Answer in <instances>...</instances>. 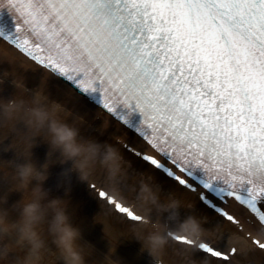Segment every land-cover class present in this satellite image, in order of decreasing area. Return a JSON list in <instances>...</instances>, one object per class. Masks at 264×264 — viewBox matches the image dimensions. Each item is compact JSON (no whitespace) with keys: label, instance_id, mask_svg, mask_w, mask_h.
<instances>
[{"label":"snow or ice","instance_id":"1","mask_svg":"<svg viewBox=\"0 0 264 264\" xmlns=\"http://www.w3.org/2000/svg\"><path fill=\"white\" fill-rule=\"evenodd\" d=\"M0 40L63 79L85 101L80 111L97 101L123 125L131 121L121 109L142 113L143 147L124 144L134 169L166 170L201 199L216 186L223 201L212 204L222 238L192 245L206 253L201 264L245 259L229 239L245 232L241 216L264 227V0H0ZM193 167L207 173L202 193L190 182ZM233 201L240 215L224 206ZM247 238L256 246L252 264H264V240L252 231Z\"/></svg>","mask_w":264,"mask_h":264},{"label":"clouds","instance_id":"2","mask_svg":"<svg viewBox=\"0 0 264 264\" xmlns=\"http://www.w3.org/2000/svg\"><path fill=\"white\" fill-rule=\"evenodd\" d=\"M20 59L11 51L0 55V64L12 65L0 77V84L11 78L15 86V92L8 95L0 87V264H123L116 258L122 238L138 240L141 253L147 252L153 264H201L193 258L196 248L192 245L215 243L224 229L219 225L206 228L210 220L197 214L194 201L189 203L174 192L165 194L154 175L134 169L118 143L101 141L111 129L110 118L80 111L82 98L71 89L53 85L52 73H46L36 87H28L26 73L31 66L19 63ZM97 120L102 123L96 125ZM93 124L99 136L88 133ZM111 139L119 137L112 133ZM44 144L48 151L41 164L34 150ZM7 152L15 153L11 160L3 159ZM69 162L71 166L64 168L59 182L65 187V196L52 198V190L45 188L51 168ZM98 172L108 191L143 218L116 235L119 230L114 225L96 218L113 214L101 204L95 220L104 224L110 242L109 251L102 256L85 239L84 229L74 223L70 211L73 173L89 182ZM13 193L23 195L9 206ZM128 194L134 199H127ZM181 209L192 212L184 216ZM243 226V234H231L229 247H237L252 264L249 258L255 255L256 246L247 232L252 231L253 239L264 240V227L253 231L246 221ZM180 238L187 243L178 244ZM169 249L174 253L171 261L167 259Z\"/></svg>","mask_w":264,"mask_h":264},{"label":"bare ground","instance_id":"3","mask_svg":"<svg viewBox=\"0 0 264 264\" xmlns=\"http://www.w3.org/2000/svg\"><path fill=\"white\" fill-rule=\"evenodd\" d=\"M5 51H11L18 54V56L21 58L19 63L31 66L26 73L27 85L30 88L36 87L40 83L42 77L46 73H50L46 68L36 65L26 56H24L20 52H17L16 49H13L5 41L0 40V55H3ZM11 70H12L11 64L7 62L0 64V77H3L5 71H11ZM53 77H54L52 81L53 85L58 84L61 86V88H65L63 80H61L56 76ZM0 87L4 88V83L0 84ZM6 89L8 94L15 92V86L12 83L11 78H9L7 82ZM53 93L56 94L55 87H53ZM81 103L83 104L85 103V101H81ZM87 111L90 112L92 116L100 115L101 117L110 118L111 129L107 134L101 136L100 139L101 141L118 143L126 159L131 161L133 165V160L130 158L131 154L129 153L126 155L125 149L122 146L125 143L131 142L136 147H143L144 143L142 142V140H140L139 137L134 135V133H131V131L128 128H125L123 125H120L107 112L101 110L99 106L90 103L89 101H87ZM100 123H102V121L99 120L95 121L96 125H99ZM112 133H116L117 136L119 137V140L111 139ZM91 134L99 136L98 132H93ZM120 141L123 142L121 143ZM34 151L36 154V158L39 160V162L41 164L44 163L46 160L48 146L46 144L41 145L37 147ZM14 155H15L14 152L4 153L3 159L11 160L14 157ZM134 163L137 166H139L142 162L135 161ZM70 166H71V162H69L67 166L55 165L51 168V176L49 180L46 182L45 188L52 190L51 191L52 198L65 196V187L59 186V182L61 178L60 174L63 172L65 167H70ZM141 170L154 175L157 181L163 185L165 194L169 192H174L185 198L189 203L194 201L196 205L197 214L201 216H206L210 220V223L205 224L206 228L209 229L215 228L222 220V217L219 216L217 208L212 206V204H216L217 206L221 205L223 203L221 197H214V196L211 197L206 193V199H201L198 193L191 192L183 185L181 186L177 184L176 181L175 180L173 181L172 177H168L170 175L167 174L165 171L163 172L162 169L149 170V168L145 166ZM180 175L183 176V174ZM94 183L97 184L99 187L108 190L107 187L103 185V183L105 184L104 176L100 172H98L96 176L89 182L81 181L79 175L77 173H73L71 178L72 191L70 195V211L73 214L74 223L84 229L85 239L93 243L96 246L97 255L102 256V254L107 253L109 251L110 242L109 239L106 237L104 224L98 223L95 220V217L101 211V204L110 207L113 211V214L108 217L101 215L96 218L97 220H105L106 223H111L112 225H114L115 228L119 230L116 233V235H120L122 232H125L127 228L134 223H132L129 218L126 219L125 215L118 213L114 209L113 205L109 204L106 199L99 198L97 196L98 191L93 189L91 186ZM22 195H23L22 193H13L9 201V206H11L12 203H15L16 201L20 200L22 198ZM126 198L132 200L134 199V196L128 194ZM224 206L227 207L229 211H232L233 213L240 215V207L234 201L231 203V205H224ZM262 207H264V201H262ZM191 212H192L191 209H181V213L184 216L190 214ZM167 215L168 214L165 213V217H167ZM240 218L246 220L247 222L246 216H241ZM121 221H125L126 223H122ZM249 225L253 231H259L260 229V225H258V223L249 224ZM141 247L142 244L138 240H135L134 238L132 239L122 238L121 243L119 244L117 249L116 258L121 259L123 261V264H153V259L147 252L141 253ZM204 256H206V253L200 250L194 254V259L199 261ZM173 258H174V253L171 249H169L167 259L171 261ZM241 261H243L244 264H247V261L245 259L242 258Z\"/></svg>","mask_w":264,"mask_h":264}]
</instances>
